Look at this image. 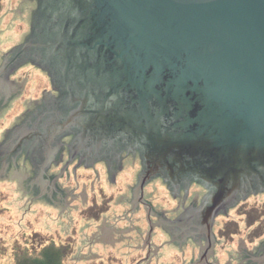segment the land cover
<instances>
[{
	"label": "water",
	"instance_id": "water-1",
	"mask_svg": "<svg viewBox=\"0 0 264 264\" xmlns=\"http://www.w3.org/2000/svg\"><path fill=\"white\" fill-rule=\"evenodd\" d=\"M25 61L59 96L1 144L6 159L24 151L37 168L72 133L71 156L89 163L131 139L140 183L210 190L193 215L205 232L264 192V0H36L0 77Z\"/></svg>",
	"mask_w": 264,
	"mask_h": 264
},
{
	"label": "rangeland",
	"instance_id": "rangeland-1",
	"mask_svg": "<svg viewBox=\"0 0 264 264\" xmlns=\"http://www.w3.org/2000/svg\"><path fill=\"white\" fill-rule=\"evenodd\" d=\"M31 5V0H0V62L4 52L21 41L28 31L27 12ZM9 83L18 93L0 108V142L4 129L17 123L22 112L32 106V100L39 97L41 89L48 86L46 76L32 66L22 67ZM18 158L6 159L0 152V264H11L18 248L35 251L48 243L67 247L63 264H134L144 255V250L133 247L135 240L130 242L131 247L126 242L111 246L110 237L101 231L103 222L108 227L117 224L116 215L128 207L119 203V194L124 192L127 182L124 176L114 186L103 179L94 183L97 190H87L85 204L79 194L80 186L75 188L74 182L62 181L61 186L68 190L65 199L69 203L56 205L44 192L37 196L30 194L33 190L26 181L33 173L11 165ZM91 175L89 178L93 179ZM71 193L78 195L72 198ZM97 204L102 210L106 207V212L93 218ZM241 206L243 209H231L229 215L219 218L217 228L222 226L223 230L218 233L216 246L218 264H256L252 260L255 256L259 264H264V192L249 196ZM117 225L129 224L120 219ZM161 238L159 233L154 242L159 243ZM188 254V251L184 254L174 247L164 246L157 256L159 264H181L184 256L188 260ZM155 263L153 258L147 264Z\"/></svg>",
	"mask_w": 264,
	"mask_h": 264
},
{
	"label": "flooded vegetation",
	"instance_id": "flooded-vegetation-1",
	"mask_svg": "<svg viewBox=\"0 0 264 264\" xmlns=\"http://www.w3.org/2000/svg\"><path fill=\"white\" fill-rule=\"evenodd\" d=\"M31 6L27 12L28 31L25 33L21 41L4 52L1 65L11 58L13 50L17 45L21 44L28 33L30 32L31 15L36 7V0H31ZM32 66L39 70L47 78L48 86L41 89L39 97L32 100V106H28L17 123L11 127L5 128L3 131V140L0 145L7 141L13 133L23 126H31L41 112L45 103L59 96V91L52 87L51 77L46 70L34 65L30 61H25L20 65L12 66L11 71L7 73L6 79L0 77V108L6 106L7 100L18 91L13 89L9 83L13 75H15L22 67ZM23 115V117H22ZM73 139V134H67L53 145L45 155L43 164L40 161L35 162L37 168L34 167L31 160L27 157L24 151L17 155L18 160L13 161L11 165L16 169L25 168L29 173H33L29 180L26 181L31 190L30 194L35 196L44 192L50 201L57 204L67 205L68 195L66 187L61 186L62 181L67 183H75V188L80 186L81 200L85 204L87 200V190L95 192L94 183L104 180L109 186L116 185L121 177L127 179L124 186V192L119 194V203L128 206L127 209L120 215H116V221L125 219L128 221L126 227L114 224L108 227L103 222L101 231L106 233L111 239V246L116 243H124L131 247V241L135 240L133 246L138 250H144V255L141 256L134 264L151 263L154 258L155 264H159L158 253L164 246L176 248L182 253L189 252L188 260L181 264H218L219 261L216 255V246L219 242L218 233L223 230V227L217 228L219 218L229 215L231 209H243L241 204L256 193H250L244 198H240L234 205L230 206L226 211L219 212L215 215L210 231L205 232L196 228L193 221L194 211L199 207L204 197L209 193L202 183L195 179H190L189 182L177 181L170 184L165 181L164 176H152L147 181L140 183L139 175L144 165V154L141 151L142 146H138L137 142L131 143V139L116 144L109 158H100L93 162L86 163L79 155L71 156L70 143ZM111 153V151H110ZM94 175L93 179L89 178ZM88 178V179H86ZM81 182V184H80ZM73 188V190L75 189ZM98 190L102 191V187L98 186ZM72 198L78 194H69ZM95 198V197H94ZM98 205V204H97ZM94 211V217L101 216V213L106 212V207L99 208ZM101 209V210H100ZM139 214V216H136ZM224 225V224H223ZM126 232V233H125ZM128 233H133L129 234ZM162 235L159 243L154 242L158 234ZM99 235V234H96ZM96 240L99 241V238ZM103 243V242H102ZM247 259V258H246ZM254 263L257 262V257H252ZM249 261V259H248ZM253 264V262H249Z\"/></svg>",
	"mask_w": 264,
	"mask_h": 264
},
{
	"label": "trees",
	"instance_id": "trees-1",
	"mask_svg": "<svg viewBox=\"0 0 264 264\" xmlns=\"http://www.w3.org/2000/svg\"><path fill=\"white\" fill-rule=\"evenodd\" d=\"M14 252L11 264H63L67 253V247L48 243L38 250L30 251L27 248H18Z\"/></svg>",
	"mask_w": 264,
	"mask_h": 264
},
{
	"label": "bare ground",
	"instance_id": "bare-ground-1",
	"mask_svg": "<svg viewBox=\"0 0 264 264\" xmlns=\"http://www.w3.org/2000/svg\"><path fill=\"white\" fill-rule=\"evenodd\" d=\"M111 239V238H110Z\"/></svg>",
	"mask_w": 264,
	"mask_h": 264
}]
</instances>
